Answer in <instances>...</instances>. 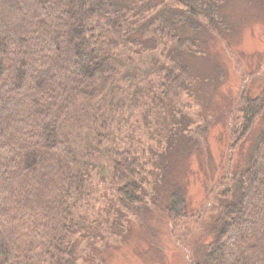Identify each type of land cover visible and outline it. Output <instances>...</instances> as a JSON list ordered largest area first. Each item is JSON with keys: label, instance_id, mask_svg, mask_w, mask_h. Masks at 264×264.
Instances as JSON below:
<instances>
[{"label": "rangeland", "instance_id": "obj_1", "mask_svg": "<svg viewBox=\"0 0 264 264\" xmlns=\"http://www.w3.org/2000/svg\"><path fill=\"white\" fill-rule=\"evenodd\" d=\"M177 1L93 0L99 39L118 71L79 98L57 129L84 163L86 184L64 264L201 263L222 207L236 201L264 135L263 114L231 148L237 104L264 92V0H214L212 27L207 0ZM172 67L178 80L167 83ZM125 141L149 171L134 210L121 206L112 177V151ZM173 194L187 203L176 227L167 211Z\"/></svg>", "mask_w": 264, "mask_h": 264}, {"label": "trees", "instance_id": "obj_2", "mask_svg": "<svg viewBox=\"0 0 264 264\" xmlns=\"http://www.w3.org/2000/svg\"><path fill=\"white\" fill-rule=\"evenodd\" d=\"M214 2L205 3L209 27ZM94 13L93 0H0V264H64L76 244L84 163L57 129L79 98L118 71L103 49ZM170 74L167 83L178 80L174 67ZM263 114L264 92L242 97L230 122L232 149ZM125 144L112 151V177L121 206L134 210L149 171L137 147ZM234 190L236 201L222 207L205 260L193 264H264V135ZM186 208L184 196H170L175 227Z\"/></svg>", "mask_w": 264, "mask_h": 264}]
</instances>
